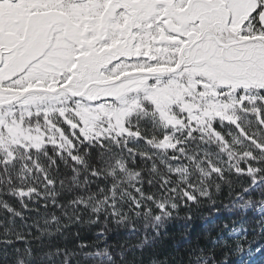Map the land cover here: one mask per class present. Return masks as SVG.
I'll return each instance as SVG.
<instances>
[{
  "label": "trees",
  "instance_id": "obj_1",
  "mask_svg": "<svg viewBox=\"0 0 264 264\" xmlns=\"http://www.w3.org/2000/svg\"><path fill=\"white\" fill-rule=\"evenodd\" d=\"M259 10L240 40L264 36ZM61 93L68 110L84 99ZM241 99L264 116V88L238 90L229 100ZM7 107L17 119L31 112L25 126L40 136L0 148V264H264V154L232 124L215 121L230 145L221 151L199 125L189 139L191 126L174 122L194 119L185 105L166 118L141 102L107 136L80 132L50 102ZM235 111L242 126L257 123L255 113L238 104ZM165 137L176 148L164 146ZM245 151L254 152L255 159L243 157L252 172L238 174Z\"/></svg>",
  "mask_w": 264,
  "mask_h": 264
},
{
  "label": "rangeland",
  "instance_id": "obj_2",
  "mask_svg": "<svg viewBox=\"0 0 264 264\" xmlns=\"http://www.w3.org/2000/svg\"><path fill=\"white\" fill-rule=\"evenodd\" d=\"M261 1L87 0L75 4L70 0H0V98L22 94L18 89L35 84L41 73H47L43 85L55 89L71 85L78 93L90 82H111L113 72L118 76L145 72L148 75L123 81L132 90L119 99H101L118 91L119 85L92 86L69 110L62 106L66 96L61 91L32 95L50 97L49 102L88 135L120 132L131 110L141 102H153L149 97L154 92L160 101L176 100L172 107L185 105L184 113L196 118L202 113L196 105L204 107L202 95L211 99L215 94L228 101L238 90L264 88V48L257 45L259 41L226 49L217 46L209 34L223 44L240 41V28L248 29L250 15ZM182 62L179 72L160 78L159 84L156 79H145L151 75L146 69L173 70ZM85 64L92 67L88 73L83 71ZM97 65L108 76L101 77ZM15 103L19 108L31 106ZM39 136L27 132L18 141ZM8 144L14 143L5 134L0 148Z\"/></svg>",
  "mask_w": 264,
  "mask_h": 264
},
{
  "label": "snow or ice",
  "instance_id": "obj_3",
  "mask_svg": "<svg viewBox=\"0 0 264 264\" xmlns=\"http://www.w3.org/2000/svg\"><path fill=\"white\" fill-rule=\"evenodd\" d=\"M16 0H12V3H15ZM77 58H79V54H77ZM75 67V65H73ZM92 70V67L88 64H85L83 71L85 73H88ZM96 70L99 72V75L101 77L108 76V73L104 71L103 67L97 65ZM145 71L151 72V75L148 77H145V79H156L157 84L161 83L160 77L164 75L165 73L161 70L158 71L156 69H146ZM129 74L120 75L118 76L117 73L113 72L111 74V82L112 86L115 87L117 85L120 86V89L116 92H109L106 93L101 97V99L106 100H113V99H119L120 96L126 94L127 91L132 90L130 87L125 85L123 81L127 79ZM41 78L37 80L35 84H29L26 87L19 88L18 91L22 94L27 95L26 99H21V96L13 97L12 99L6 100L3 98H0V144L3 143V139L5 134L10 137L13 141V143H17L18 138L21 136H25L27 132H29L31 129L30 127L26 128L25 126V116L31 117L32 113L28 112L27 110L21 114V116L17 119L15 116L14 110L7 107V105L20 101L21 103L25 105H32V106H41L45 105L49 100L50 97L46 95H40L35 94L32 95L30 93L33 92H44L46 89H50L51 91H56L55 88H51L50 85L45 86L42 83L43 78L47 77V73H41ZM71 82V78H69V83ZM165 87H169L168 85H165ZM159 91H164V89H160ZM150 100L153 101V103L156 106L157 111H160L161 113L165 115L171 114V108L172 105L176 103V100L174 99H168L166 101H160L157 98V93L154 92L151 97H149ZM247 99V98H244ZM244 99H241L239 101H233V100H219L216 98V95L213 94L211 99H208L206 95H202L201 97V103L204 104L203 108H200V104H197L196 107L199 111L202 112L203 118H194L192 120L188 121V124L185 125L183 123V120L180 118L175 119L176 124H181L183 127L191 126V132L189 133L188 138H192L191 133H194L197 131L198 125H199V131L203 135H209L210 139L213 140V143L219 141L223 147L220 149L221 151H224L226 148L230 147L228 140L225 138L223 133H221L217 127L215 126V121L219 119L221 121L220 127L224 126V122H228L232 124L239 136L242 138L243 141H246L249 143L250 146H253L256 151H259L260 153L264 154V141H262L261 137H264V116L261 115V109L260 108H252L251 110L244 107ZM249 103H255L254 99H249ZM239 105L240 110L242 112L248 113L249 111L256 114V121L257 123L253 126L250 121L245 120L244 126L241 125L239 122L241 120V117L236 114L235 106ZM173 124V120L168 119L166 121L165 126H169ZM250 127L252 130L247 131L246 127ZM229 136H232V132H229ZM168 138L165 137L162 140V144L169 148H176V144H169L167 143ZM180 143L177 141V144ZM233 143L239 144L241 143V140L233 138ZM183 152V149L180 150ZM242 156V162L245 164V167L236 169V172L238 174H251L252 168L250 164H247L246 161H243V157L247 156L249 160L255 159L254 152L253 151H245L241 154ZM214 172H220L221 170L219 168H213ZM259 171V169H257ZM184 195L188 198H191L189 196L188 192H185ZM161 209L164 208V205H159ZM175 207V205H173Z\"/></svg>",
  "mask_w": 264,
  "mask_h": 264
},
{
  "label": "water",
  "instance_id": "obj_4",
  "mask_svg": "<svg viewBox=\"0 0 264 264\" xmlns=\"http://www.w3.org/2000/svg\"><path fill=\"white\" fill-rule=\"evenodd\" d=\"M73 1L74 3H84L85 1L87 0H71ZM262 9H261V12L259 13L258 17H257V23L259 25V27L264 30V1H262ZM212 38L215 40L217 46L221 47V48H231V47H234V46H237V45H241L243 44L244 42L240 41V42H233V43H229V44H223V43H220L216 36L214 34H211ZM259 39L261 42L264 43V39H261V38H254V39H251V40H248L246 42H251V41H254V40H257ZM198 41H195L193 42L188 48H187V51H189ZM180 66L176 67L174 70H166V71H163L165 74H174L175 72H177V70L179 69ZM136 73H129L128 77L129 76H132V75H135ZM137 74H141V75H146L147 73H137ZM112 84V83H111ZM109 85V83H101V82H94V83H90L87 85V87L85 88L84 92L90 87V86H107ZM61 89H64V88H61ZM58 90L54 91V92H50V93H55L57 92ZM44 92H48V91H44ZM83 92V93H84ZM33 93H37V92H33ZM38 93H43V92H38ZM71 93V92H70ZM31 94V93H30ZM73 95V93H71ZM21 98H23L24 96H26L25 94H22L20 95ZM15 103V102H13ZM12 104V103H11Z\"/></svg>",
  "mask_w": 264,
  "mask_h": 264
},
{
  "label": "bare ground",
  "instance_id": "obj_5",
  "mask_svg": "<svg viewBox=\"0 0 264 264\" xmlns=\"http://www.w3.org/2000/svg\"><path fill=\"white\" fill-rule=\"evenodd\" d=\"M5 179V178H4Z\"/></svg>",
  "mask_w": 264,
  "mask_h": 264
}]
</instances>
